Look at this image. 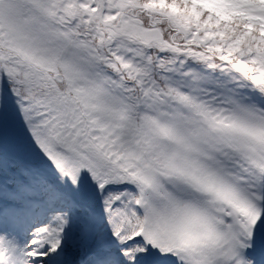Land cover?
<instances>
[{
	"label": "snow or ice",
	"instance_id": "obj_1",
	"mask_svg": "<svg viewBox=\"0 0 264 264\" xmlns=\"http://www.w3.org/2000/svg\"><path fill=\"white\" fill-rule=\"evenodd\" d=\"M0 264H264V0H0Z\"/></svg>",
	"mask_w": 264,
	"mask_h": 264
}]
</instances>
